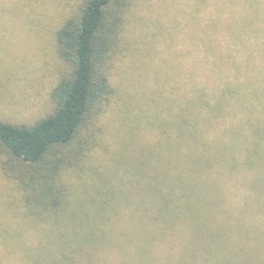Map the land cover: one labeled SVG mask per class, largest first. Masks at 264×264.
Masks as SVG:
<instances>
[{
  "label": "trees",
  "instance_id": "obj_1",
  "mask_svg": "<svg viewBox=\"0 0 264 264\" xmlns=\"http://www.w3.org/2000/svg\"><path fill=\"white\" fill-rule=\"evenodd\" d=\"M117 1L85 0L59 29L58 51L71 74L53 92L54 112L32 126L0 121V148L24 169H36V181L20 186L29 214L48 224L26 237L1 235L0 264H264V120H259L264 104L260 94L245 90L253 83L260 89L264 78V0H221V9L206 17L198 34L204 59L214 58L221 75L233 69L236 78L221 79L214 90L193 81L192 107L179 117L173 144L163 137L160 150L147 152L130 168L123 193L101 209H96L100 192L56 199L62 170L91 156L89 147L80 155L74 143L93 105L109 94L105 64L117 45L119 23L116 17L109 25L108 12ZM232 43L241 45L237 57ZM249 71L255 79L246 82L239 73ZM239 112L251 114L253 130L240 132L237 126L224 137L209 135L215 121ZM246 142L251 151L244 150ZM238 192L244 193L236 204ZM143 194L153 199L140 201ZM120 202L123 232L116 228ZM88 204L94 215L86 212Z\"/></svg>",
  "mask_w": 264,
  "mask_h": 264
},
{
  "label": "rangeland",
  "instance_id": "obj_2",
  "mask_svg": "<svg viewBox=\"0 0 264 264\" xmlns=\"http://www.w3.org/2000/svg\"><path fill=\"white\" fill-rule=\"evenodd\" d=\"M220 1L118 0L113 5L108 24L118 17L119 29L115 35L117 45L105 64L109 94L96 102L86 117L74 149L82 155L89 147L91 156L86 162L79 160L75 169L62 170V183L55 196L59 202L81 196L85 199L100 192L96 209L106 207L111 198L124 192L125 173L147 152L160 150L163 137L167 145L173 144L177 122L192 104L194 80L214 90L220 87L221 79L236 78L233 69L222 71V75L216 72L214 58L210 62L204 59L199 38L206 17L221 9ZM84 3L85 0H0V121L32 126L54 112L53 92L71 74L70 65L60 57L57 33L68 19L79 14ZM231 50L237 57L235 52L241 50V45L233 44ZM197 60L201 61L198 67ZM239 74L246 82L255 79L250 71ZM251 85V90H245L260 94L264 104V78L260 89ZM225 96L227 103L230 95ZM248 112L218 119L209 135L224 137L237 126L240 132L253 130L255 121ZM260 116L264 118V114ZM260 127L264 128V121ZM246 143L244 150L251 151V142ZM30 170L12 161L0 148V236L23 233L26 237L48 227L29 214L26 192L20 188L23 183L31 186L36 181V169ZM156 170L160 172V166ZM108 189L114 194H109ZM207 189L203 185V190ZM203 190L198 187L195 194L200 196ZM238 193L236 204L244 192ZM152 197L143 194L140 201ZM200 198L203 203L204 195ZM118 208L116 228L123 232L124 202ZM92 210L91 206L86 208L94 215Z\"/></svg>",
  "mask_w": 264,
  "mask_h": 264
}]
</instances>
